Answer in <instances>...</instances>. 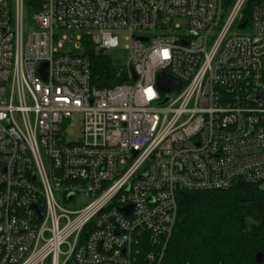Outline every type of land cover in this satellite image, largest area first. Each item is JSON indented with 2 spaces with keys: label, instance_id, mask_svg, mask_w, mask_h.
Instances as JSON below:
<instances>
[{
  "label": "built area",
  "instance_id": "2783aa9c",
  "mask_svg": "<svg viewBox=\"0 0 264 264\" xmlns=\"http://www.w3.org/2000/svg\"><path fill=\"white\" fill-rule=\"evenodd\" d=\"M25 1L0 0V264H160L178 190L264 183V0Z\"/></svg>",
  "mask_w": 264,
  "mask_h": 264
},
{
  "label": "trees",
  "instance_id": "16d2710c",
  "mask_svg": "<svg viewBox=\"0 0 264 264\" xmlns=\"http://www.w3.org/2000/svg\"><path fill=\"white\" fill-rule=\"evenodd\" d=\"M33 2L25 1L26 5ZM90 61L92 84L108 87L121 82L119 67L105 54L92 56ZM261 184L178 190L176 221L160 264H264ZM258 252L262 254L259 263L255 260Z\"/></svg>",
  "mask_w": 264,
  "mask_h": 264
},
{
  "label": "rangeland",
  "instance_id": "374dc122",
  "mask_svg": "<svg viewBox=\"0 0 264 264\" xmlns=\"http://www.w3.org/2000/svg\"><path fill=\"white\" fill-rule=\"evenodd\" d=\"M29 15V14H27ZM177 23L184 28L185 27V20L183 19H176ZM59 36L65 34V35H73L77 36L82 33L80 30H67V29H60L58 31ZM115 34L118 38V44L116 47L108 48L104 51V54L109 59V61L116 65H123L126 63L127 57H128V51L126 49L127 40H126V33L123 31H116ZM74 45H79V48H75ZM60 51H71L74 53H81L83 51V47L80 45L78 40L64 42ZM77 126V123L75 124ZM71 127V135L70 138H76L78 136L77 128ZM262 188H264V183L260 185ZM89 201V196L86 195H80V197H77L74 201H70L66 204L67 207L70 209H79L83 207L87 202Z\"/></svg>",
  "mask_w": 264,
  "mask_h": 264
},
{
  "label": "water",
  "instance_id": "95a60500",
  "mask_svg": "<svg viewBox=\"0 0 264 264\" xmlns=\"http://www.w3.org/2000/svg\"><path fill=\"white\" fill-rule=\"evenodd\" d=\"M245 24V20H243L239 25L238 27L242 28ZM87 55L91 56L92 55V51L91 49H88L86 51ZM45 65H43L40 69V71L42 72V68L44 67ZM45 74H43L44 76ZM134 78H135V75H134ZM156 88L160 91H165V92H169L171 94H175L181 87V84L178 80H176L174 77L168 75L167 73L165 72H158L157 75H156ZM32 207H34V204H32ZM261 259H262V254L261 252H258L256 255H255V260L256 262H261Z\"/></svg>",
  "mask_w": 264,
  "mask_h": 264
}]
</instances>
